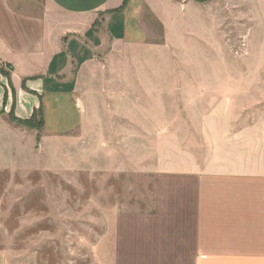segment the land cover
<instances>
[{
	"label": "crops",
	"instance_id": "crops-1",
	"mask_svg": "<svg viewBox=\"0 0 264 264\" xmlns=\"http://www.w3.org/2000/svg\"><path fill=\"white\" fill-rule=\"evenodd\" d=\"M204 12L198 0H0V121L12 134L11 115L44 114L21 154L62 145L69 169L120 174L131 158L140 172L147 159L155 176L148 212L107 207L102 264H264V103L228 100L220 82L174 89L170 73L107 70L171 52L190 24L208 27ZM157 128L169 129L159 147ZM173 128L197 131L174 142Z\"/></svg>",
	"mask_w": 264,
	"mask_h": 264
},
{
	"label": "rangeland",
	"instance_id": "rangeland-1",
	"mask_svg": "<svg viewBox=\"0 0 264 264\" xmlns=\"http://www.w3.org/2000/svg\"><path fill=\"white\" fill-rule=\"evenodd\" d=\"M198 2L205 8L208 27L190 24L188 38L179 40L171 52L152 51L149 56L141 50L146 56L141 63H134L132 56L118 58L107 70L170 73L174 89L191 87L193 82L209 87L220 82L218 88H231L236 94L228 100L243 98L258 110L264 103V0ZM212 75L222 79H207ZM13 125L16 130L10 134L0 121V264H102L95 248L101 233L115 231V225L102 224L107 207L109 215L148 212L153 207L155 176L147 170L148 160H140V172H132L131 158L119 160L120 169L126 168L120 174L85 169L83 164L82 169H69L70 156L62 145L48 144L49 151L46 147L28 157L21 154L20 140L39 135L42 129L35 122ZM152 130L159 147L169 129ZM117 131L124 136L133 129ZM194 131L173 128L174 142ZM60 162L64 164L58 166Z\"/></svg>",
	"mask_w": 264,
	"mask_h": 264
},
{
	"label": "trees",
	"instance_id": "trees-1",
	"mask_svg": "<svg viewBox=\"0 0 264 264\" xmlns=\"http://www.w3.org/2000/svg\"><path fill=\"white\" fill-rule=\"evenodd\" d=\"M198 1L204 2L206 0H198ZM125 2H127V0H125ZM36 117L38 119L35 121ZM10 119L15 121V122H17V123H21V124H24V125L25 124L26 125H30L31 123L35 122L36 124H38V127H40L42 129V126H43V123H44L43 109L40 108V109L36 110L34 112V115L30 119L22 120V119L16 118L14 115H11Z\"/></svg>",
	"mask_w": 264,
	"mask_h": 264
}]
</instances>
